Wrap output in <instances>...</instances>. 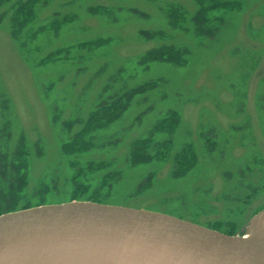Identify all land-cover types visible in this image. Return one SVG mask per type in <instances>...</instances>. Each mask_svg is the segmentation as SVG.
Returning <instances> with one entry per match:
<instances>
[{
  "label": "rangeland",
  "instance_id": "rangeland-1",
  "mask_svg": "<svg viewBox=\"0 0 264 264\" xmlns=\"http://www.w3.org/2000/svg\"><path fill=\"white\" fill-rule=\"evenodd\" d=\"M24 1L0 5V155L22 138L28 152L16 208L76 199L79 170L85 196L115 174L101 192L104 204L244 235L264 211V0H217L239 6L209 13L213 36L193 32L196 0H43L13 35L11 17ZM169 6L184 16L180 28L169 26ZM164 45L180 51L179 64L143 61ZM145 83L154 87L92 134L91 149L62 153L99 105ZM169 114L178 124L167 159L130 165V145ZM165 138L156 133L154 142ZM184 147L195 162L175 177ZM88 164L105 167L90 172Z\"/></svg>",
  "mask_w": 264,
  "mask_h": 264
},
{
  "label": "water",
  "instance_id": "water-1",
  "mask_svg": "<svg viewBox=\"0 0 264 264\" xmlns=\"http://www.w3.org/2000/svg\"><path fill=\"white\" fill-rule=\"evenodd\" d=\"M244 235L157 212L69 201L1 214L0 264H264V240Z\"/></svg>",
  "mask_w": 264,
  "mask_h": 264
},
{
  "label": "trees",
  "instance_id": "trees-1",
  "mask_svg": "<svg viewBox=\"0 0 264 264\" xmlns=\"http://www.w3.org/2000/svg\"><path fill=\"white\" fill-rule=\"evenodd\" d=\"M4 1L5 0H0V5ZM41 1L43 0H26L17 5L11 17L13 35H15V32L17 33V30L20 27L32 21L35 7ZM196 2L198 3L199 7L194 16L191 18V21L194 24L193 32L196 36H213V34L216 32L217 27L212 26V22L209 19L210 12L218 10L224 11L226 13L233 12L236 11L237 7L239 6L235 2H221L217 0H211L209 4H205L203 0H196ZM168 9L169 10L167 11V14L169 16V26L173 28H180L184 22V16L181 18L182 15L181 17L177 15L179 12L177 7L169 6ZM155 35L156 34L150 35L149 38H153ZM105 43L106 41L90 42L85 43V45L82 47H99ZM179 58H181L179 50L173 46L164 45L157 49L148 51L143 61L145 63L167 62L179 64ZM153 87V85L145 83L123 92L120 97H116L108 104L99 105L93 112L89 114L81 129L76 132L68 142L61 145L62 153L70 155L80 154L91 149L93 145L92 134L99 130L105 129L111 123L118 120L127 110L135 96L144 94ZM177 124L178 118L175 117V115L169 114L168 119H163L161 122H158L153 126L147 138L134 141L130 145L128 160L130 165L139 166L150 163L154 160L163 161L167 159L172 143L171 138L174 130L177 127ZM156 133H162L166 138L161 142H154V135ZM27 156L28 152L23 138L18 141L17 147L13 152L10 154L4 153L0 155V215L30 208V206L16 208L17 201L20 199L22 190L24 189L26 183L28 167L26 160ZM173 162L174 176L180 177L194 165L195 155L190 147H184L182 151H180L175 156ZM103 167H105L104 164H88L87 169L90 172H95ZM80 174L81 170H79L77 175L75 174L72 178V182L74 184L72 198H76L72 200L103 203L104 198L107 195H104L101 192L109 186V177L112 176L115 178L116 175L107 174L101 180L100 185L85 196L84 193L88 192V188L80 184L77 180Z\"/></svg>",
  "mask_w": 264,
  "mask_h": 264
},
{
  "label": "bare ground",
  "instance_id": "bare-ground-1",
  "mask_svg": "<svg viewBox=\"0 0 264 264\" xmlns=\"http://www.w3.org/2000/svg\"><path fill=\"white\" fill-rule=\"evenodd\" d=\"M7 78H9L10 76H5ZM16 79L13 80V82H15ZM16 87V85H15ZM14 87V89H15ZM15 91V90H14ZM20 99H22V96H19ZM24 110V107H23ZM27 113V120H32V113H28V111H25ZM28 120V121H29ZM245 238H251V239H261L264 240V213L256 216L251 224L248 226V233L244 235Z\"/></svg>",
  "mask_w": 264,
  "mask_h": 264
}]
</instances>
